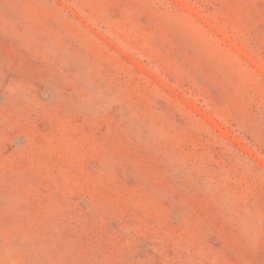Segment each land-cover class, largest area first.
<instances>
[{"label": "rangeland", "instance_id": "1", "mask_svg": "<svg viewBox=\"0 0 264 264\" xmlns=\"http://www.w3.org/2000/svg\"><path fill=\"white\" fill-rule=\"evenodd\" d=\"M0 264H264V0H0Z\"/></svg>", "mask_w": 264, "mask_h": 264}]
</instances>
